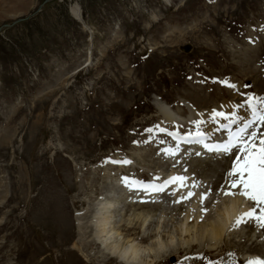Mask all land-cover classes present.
<instances>
[{
	"label": "rangeland",
	"instance_id": "rangeland-1",
	"mask_svg": "<svg viewBox=\"0 0 264 264\" xmlns=\"http://www.w3.org/2000/svg\"><path fill=\"white\" fill-rule=\"evenodd\" d=\"M74 7L81 20L72 14ZM263 36L264 0H0V257L9 254L0 258V264H27L32 249L41 251L40 264H101L96 247L89 251L90 261L61 256L78 238L81 218L103 199L120 197L124 185L137 189L131 179L164 180L170 171L192 181L193 175L186 171L206 177L210 168L212 178L218 165L223 171L230 166L218 178L224 179L228 194L223 192L219 209L208 215L209 208L202 206L216 195L210 189L196 195L183 191L182 197L191 194L184 200L175 199L178 193L172 197L160 192L164 205L162 212L148 219L150 230L169 232L170 246L181 248L189 243L188 225L194 229L220 221L227 203L233 207L230 194H237L243 184L247 163L240 155L235 162L222 159L210 165L209 156L194 159L185 146L174 144V137L208 132L210 118L197 117L221 103L244 106L245 111L260 107L264 95L258 89L263 90L264 79L259 76L256 86L253 81L264 69ZM248 48L254 50L250 59L243 56ZM159 106L176 122L163 125ZM242 114L220 119L230 121ZM236 164L240 178L234 177ZM232 181L236 184L228 186ZM153 183L142 182L140 187ZM15 188L21 189V197L11 199ZM139 192L130 193L128 201L142 199ZM19 200L20 208L11 215ZM179 201L184 210L177 213L173 208L180 206ZM16 217L22 227L30 226L24 230L28 245L14 238L11 220ZM202 218L207 220L200 222ZM177 228H182L180 237ZM64 230L71 240L59 249L57 241L63 239ZM141 232L132 238L146 246L148 241H138L148 228ZM226 232L227 227L222 239L207 244L205 232L193 233L197 243L190 252L200 254L194 263L200 264L202 251L218 247L212 253L220 256L228 244L231 252L246 245L238 242L237 235L229 239ZM109 237L108 244L113 238ZM103 250L105 256L110 254ZM146 258L144 264H154L155 259ZM176 259L169 256V264H177Z\"/></svg>",
	"mask_w": 264,
	"mask_h": 264
},
{
	"label": "bare ground",
	"instance_id": "bare-ground-1",
	"mask_svg": "<svg viewBox=\"0 0 264 264\" xmlns=\"http://www.w3.org/2000/svg\"><path fill=\"white\" fill-rule=\"evenodd\" d=\"M72 14L77 18L80 19V10L78 9V7H74L71 9ZM81 20V19H80ZM79 20V21H80ZM264 37V36H263ZM248 52V53H247ZM254 50L251 48H248L245 50L243 56L245 58L250 59L251 55L250 53H253ZM247 54H249V56H247ZM243 58V57H242ZM247 59V60H248ZM247 62V61H246ZM250 62V61H249ZM257 70V69H256ZM255 71V70H254ZM262 77L261 79H264V69H261L255 77L254 85L256 86V84L258 83V77ZM249 77V76H247ZM252 77V76H251ZM264 82V81H263ZM264 84V83H263ZM234 88V87H233ZM258 89V88H257ZM257 91V90H256ZM234 92V91H233ZM232 92V93H233ZM255 92V91H254ZM258 92H262L264 95V88L263 90L258 89ZM222 93V92H221ZM231 94V93H230ZM236 94V91H235ZM252 95V94H251ZM229 97V96H228ZM254 97V95L252 96ZM251 97V98H252ZM231 98V97H230ZM258 98V97H257ZM255 98V99H257ZM222 99V98H221ZM253 101V100H252ZM253 104H258L257 100L254 102H252ZM258 101L259 98H258ZM224 102V101H223ZM249 102V101H248ZM236 103V102H235ZM261 105L260 107H257L258 105H255V108H252L253 111H255L256 116L261 117V119H263L264 121V101L262 102L261 100ZM249 104V103H248ZM166 108L159 106V114L164 118L163 119V125H170L173 124L172 122H176V120H174L175 117H173V114L170 111H166ZM250 110V109H249ZM242 111V117L244 118V125L247 124L248 120L250 117H252L251 111H245L244 110V106L243 108L238 106L237 104L235 105L234 103H230V102H224L221 103L220 106H216L214 108L213 111H210L206 116L205 115H199L197 118L201 119H207V117H209L213 122L217 123L220 120V117L227 115V114H234V113H238ZM195 116L197 115L196 113H193ZM232 117V116H230ZM241 118V117H239ZM209 119V120H210ZM195 120V119H194ZM202 120V121H203ZM210 120V121H211ZM222 120V118H221ZM207 121V120H206ZM251 121V120H250ZM162 123V122H161ZM204 123V121H203ZM243 123V122H242ZM166 127V126H165ZM264 127V125L262 126ZM161 128V127H160ZM258 129V128H257ZM167 131V130H166ZM171 134V133H170ZM169 134V135H170ZM173 134V133H172ZM171 134V135H172ZM248 138H252L250 137V134L248 135ZM255 138H252L249 143L254 142ZM198 145L193 148H185L188 152H193L196 151L197 154H202L203 152H207V149L204 148L203 145L205 142L202 139H199L197 141H195ZM216 147V146H215ZM184 148V147H183ZM191 150V151H190ZM245 152V151H244ZM208 156V155H206ZM241 157H243V159L245 160V162L247 163L245 165V170H244V182L242 185H236L235 187L238 186V192L237 194L242 197L244 194L247 195L250 193L251 190L254 191H258L259 186L261 185V182L264 181V174L261 172L263 170L262 164L261 162L258 161V158L254 157L250 160V163H248L246 156L244 157V153L243 155L241 154ZM231 159L234 160L235 162V158L231 157ZM239 159V158H238ZM264 159V156L260 155V161H262ZM225 160V159H223ZM221 161V160H220ZM237 161V160H236ZM243 162V163H245ZM259 163V164H258ZM210 164V163H209ZM45 165V164H44ZM211 165V164H210ZM39 166V165H38ZM236 166V165H235ZM226 168V167H225ZM210 169V168H209ZM233 170V169H232ZM43 171V170H42ZM230 171V170H229ZM44 172V171H43ZM47 173V172H46ZM50 173V172H49ZM234 173V171H233ZM38 175V174H37ZM56 175V174H55ZM113 176L116 177V174H112ZM241 175V174H240ZM243 175V174H242ZM39 176V175H38ZM59 176V175H58ZM57 176V177H58ZM62 176V175H61ZM47 177V176H46ZM56 177V176H55ZM54 177V178H55ZM56 177V178H57ZM221 177V176H220ZM252 177H256V181L253 180ZM34 178V177H33ZM38 178V177H36ZM35 178V179H36ZM234 178V177H233ZM240 178V177H238ZM135 179V178H134ZM228 179V178H227ZM46 180V179H45ZM129 180V179H126ZM234 180V179H233ZM237 180V179H235ZM229 181V180H227ZM26 182V181H25ZM35 182V181H33ZM231 182V181H230ZM233 182V181H232ZM43 183V182H42ZM45 183V182H44ZM125 183V182H124ZM127 183V182H126ZM132 183V184H131ZM250 183H254V185L250 184ZM41 184V183H40ZM130 184L131 186L133 185L134 187H138L137 189H133L132 193L129 192L131 191V189L128 187V185H124V188L122 190V192L124 193L123 196L121 193V196H113V197H109L106 199H103V201H100L98 203L97 208L95 211H85V215L83 218H81L82 222L81 224H79V226H77L78 228V238H76V240L71 243L68 247L69 249H63V251L61 252V256H65L66 258H68L69 260H73L75 261L78 257H81L85 260L90 261V259H88L90 257V253L89 251L93 248L96 247L97 251L95 252L97 255H99V258H102L101 260V264H137V262L140 264H144L145 258L147 257H152V259H155L154 264H169V256H173V258H177L176 259V263L177 264H195L194 262H196V258L193 259L194 257V253L190 252L193 249V245L196 244L197 241L195 238L198 236H195L196 232L199 231V235L203 236L204 232L206 233V239L204 240L205 244H207V240L211 241L212 243H216V241L222 239L225 228L227 227V230H230L232 227L231 226H238L243 219H241V217L243 218V216L241 215L239 218H237L236 216H234V213L237 214L238 216V206H242L240 213L244 215V213L247 211L246 208V204L242 202L241 199L238 198H233V194H230V197L232 196L233 199V207H232V203H227V207L224 211V213L222 214V208L221 207V211L218 213L217 218L221 217L222 214V218L220 221H217L215 219L216 222H214L213 224L210 225H206V226H201L202 224L197 225V227H195L193 229V225L191 226H187V228H185V232H187V242L188 245L186 247H179V248H173L170 246V242L168 243L167 239L169 238V235L167 233H165V231H154V230H150V224L152 223V221L150 223H148V219L151 217H154L155 214H157V212L162 210V199H159V197H161L162 195H160L159 193L161 192V194H163V192L165 191V194H170L172 197L174 196V193H178L177 197H175L176 200L178 199H185L187 197V193L186 197H182V192L183 191H195V186L192 183V181H190L189 176L188 175H175L173 172L169 173L168 176L166 177L165 181H163L161 184H155V182L153 184L148 185V187H146L145 189H143L142 187H140V185L135 181V180H130ZM216 184V185H215ZM228 184V183H227ZM46 185V184H45ZM224 179H218L216 180V182L214 183V187L215 188H220L222 189V195L220 196V198H224L223 192L225 194H228L227 192H225L227 190V186H224ZM19 186V185H17ZM16 186V187H17ZM38 186V185H37ZM44 186V185H43ZM41 186V187H43ZM191 186V187H190ZM25 187V186H22ZM29 187V186H28ZM113 187V186H112ZM194 187V188H193ZM234 187V186H233ZM12 188V187H11ZM141 190H140V189ZM230 188V187H229ZM189 189V190H187ZM44 190V188H43ZM107 190V189H106ZM114 190V189H113ZM112 190V191H113ZM128 190V193L125 191ZM13 191V190H12ZM41 191V190H40ZM138 191H140L139 193L141 194V198L142 199H138L137 201H135L134 203H132L131 201H133L132 199H129L128 201V197L131 193V195L136 196L134 193H138ZM118 192V191H117ZM21 189H17L15 188L14 191L12 192L11 199H13L12 197L15 198L14 195H17L18 197H21ZM45 193V192H44ZM42 194V193H41ZM103 194V193H102ZM264 194V193H263ZM60 195V194H59ZM63 195V194H62ZM130 195V196H131ZM191 195V194H190ZM196 195V192H195ZM178 196H180V198H178ZM202 196V195H201ZM199 196V197H201ZM17 197V198H18ZM62 197V196H61ZM262 195H260L259 197L257 196V198H261ZM28 198V196H27ZM64 198V196H63ZM25 199V198H24ZM23 199V200H24ZM35 199H39L35 198ZM62 199V198H61ZM65 199V198H64ZM188 199V198H187ZM197 199V198H195ZM244 199V198H243ZM18 200V199H16ZM28 200V199H27ZM34 200V199H33ZM32 200V201H33ZM36 200V201H37ZM135 200V199H134ZM175 200V201H176ZM239 200L238 205H235V203H237ZM241 200V201H240ZM44 201V200H43ZM56 201V200H55ZM197 201V200H196ZM226 201V200H225ZM26 202V201H25ZM40 202V201H39ZM38 202V203H39ZM42 202V199H41ZM45 202V201H44ZM131 202V203H130ZM231 202V201H230ZM248 202V201H247ZM47 203V202H46ZM49 203V202H48ZM194 204H196L197 202H193ZM250 203V202H248ZM20 200L17 202V207L15 209L12 210L11 215L13 213H16L17 210L20 208ZM48 205V204H47ZM7 206V205H6ZM28 206V205H27ZM49 206V205H48ZM184 206V205H183ZM182 205L178 206V207H174L173 210L174 212H179L184 210V207ZM1 207V206H0ZM25 207V206H24ZM39 207V206H38ZM47 207V206H45ZM41 208V206H40ZM177 208V209H176ZM193 208V207H192ZM249 208H252V206H249ZM248 208V210H249ZM45 209V208H44ZM189 209V207H188ZM42 210V209H39ZM53 210V209H52ZM67 210V209H66ZM94 210V209H93ZM36 211V210H35ZM31 212V211H30ZM37 212V211H36ZM35 212V213H36ZM40 212V211H39ZM52 212V211H51ZM67 212V211H66ZM162 212V211H161ZM28 213V212H27ZM38 213V212H37ZM36 213V214H37ZM47 213V211H46ZM177 213L175 214V216L177 215ZM190 213V212H189ZM9 214V213H8ZM19 214V213H18ZM31 214V213H30ZM29 214V215H30ZM34 214V213H33ZM20 215V214H19ZM57 215V214H56ZM60 215V214H59ZM181 215V214H180ZM184 215V213H183ZM31 216V215H30ZM29 216V218H30ZM14 216L11 217V219ZM27 217V216H26ZM51 217V216H50ZM64 217V216H62ZM118 217H120L119 220H116ZM188 217V216H187ZM20 218V216H19ZM18 217H16V219L11 220L12 221V226L14 227V232L16 234L17 237H14L16 240H20L23 241V243H25L26 245L29 244L28 241H24L27 237L29 238V236H27L25 234V231L28 232V229L30 228L29 225H24L22 227V225L19 223L21 219H19ZM26 219V218H25ZM24 219V220H25ZM183 219V218H182ZM187 218H184V224H187L186 222ZM206 218H202L200 220V222H202V220ZM80 220V219H79ZM115 220V221H114ZM262 220L264 221V218H262ZM26 221V220H25ZM44 221V220H43ZM160 221V220H159ZM31 222V221H30ZM55 222V221H54ZM193 221L190 220L188 222V224L192 223ZM197 222V221H196ZM35 223V222H34ZM60 224V223H59ZM118 224V225H117ZM147 224V225H146ZM194 224V223H193ZM78 225V224H77ZM182 225V226H183ZM32 226V225H31ZM64 226V225H63ZM70 226V225H69ZM118 226V227H117ZM122 226H126L128 229L123 230ZM144 226H146L148 228V233H145L142 238L139 239L138 242H147L148 244L146 246H143V244H139L137 243V238H132L133 235L137 234V233H142L141 231L143 230ZM181 226V225H180ZM195 226V225H194ZM230 226V227H229ZM55 228V227H54ZM63 228V227H62ZM66 228V227H65ZM120 228V229H119ZM59 229V228H58ZM179 229V231L177 230ZM177 232L179 237L181 236V230L182 228H177ZM12 230V229H11ZM25 230V231H24ZM53 230V229H52ZM118 231V233H116ZM124 231V232H123ZM127 231V232H126ZM137 231V233L135 232ZM45 232V231H43ZM51 232V231H50ZM122 232V233H121ZM57 233V232H56ZM183 233V232H182ZM193 233H195L193 235ZM14 233L12 235H15ZM31 234V233H30ZM117 234V235H115ZM119 234L123 235V239L121 240L119 238ZM170 234V233H169ZM26 235V236H25ZM44 235V233H43ZM58 235V234H57ZM116 237H115V236ZM183 235V234H182ZM110 236V237H109ZM31 237V236H30ZM38 237V236H37ZM52 237V236H51ZM59 238V240L57 241V247L60 249L64 244H69V240H71V236L70 233H68V230H64L61 231V235ZM112 238V241L108 244L106 242V238ZM56 238V237H55ZM75 238V237H74ZM155 238H158L157 240L154 241ZM189 238V239H188ZM200 241H202V238L199 237ZM57 239V238H56ZM195 239V240H193ZM64 240V241H63ZM18 242V241H16ZM34 242V241H33ZM40 242V241H38ZM36 244V243H35ZM242 244V243H240ZM23 247L25 246L24 244H22ZM251 245V246H250ZM248 245L247 251L245 254H250V253H255L259 248L258 246H252V244ZM39 246V245H38ZM233 246V245H232ZM20 247V246H19ZM49 247V246H48ZM243 247H247V243L246 245L244 244ZM242 247V248H243ZM17 249V248H16ZM15 249V250H16ZM52 249V248H51ZM103 249H107L110 254H107V256H105L104 254V250ZM164 249H167L166 251H164ZM191 249V250H190ZM227 251L226 253H224L223 255L220 256H216L213 255V251H217V248H211L205 251H202L203 256L201 257L200 260V264H213L211 263L212 261H215L214 264H220L223 260H225L226 258L230 257L229 251L231 250V246L228 244L227 245ZM62 250V249H61ZM233 250L236 253H241L240 249L237 247L236 249L233 248ZM54 251V250H53ZM65 251V252H64ZM29 252V251H28ZM39 249L35 250L32 249L31 253H28V259H27V264H40L43 260L37 258V255L39 254ZM64 252V253H63ZM84 252L86 255H84ZM94 252V251H93ZM231 252V251H230ZM22 253V252H21ZM191 254L187 257H184V254ZM211 253V254H210ZM46 254V253H45ZM6 256H9V254H5ZM2 254V257L0 258H5L6 256ZM18 255V254H17ZM89 255V257H88ZM31 256V258H30ZM42 256V255H41ZM94 256V255H93ZM192 256V258H191ZM200 256V254H199ZM198 256V257H199ZM249 256V255H245ZM146 258V259H147ZM17 259V258H16ZM64 259V258H63ZM97 259V258H96ZM229 259V258H228ZM3 260V259H2ZM164 260V261H163ZM191 262H190V261ZM235 259L232 257L229 259V262H231L232 264H235ZM211 261V262H210ZM238 263H241L238 259L236 260ZM98 262V261H97ZM100 263V262H99ZM226 261L223 263L225 264Z\"/></svg>",
	"mask_w": 264,
	"mask_h": 264
}]
</instances>
